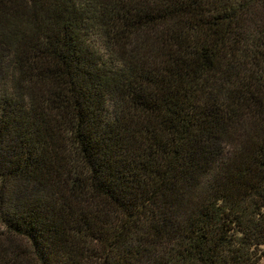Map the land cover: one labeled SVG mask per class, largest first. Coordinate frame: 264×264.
<instances>
[{"label":"trees","instance_id":"obj_1","mask_svg":"<svg viewBox=\"0 0 264 264\" xmlns=\"http://www.w3.org/2000/svg\"><path fill=\"white\" fill-rule=\"evenodd\" d=\"M264 0H0V264H257Z\"/></svg>","mask_w":264,"mask_h":264},{"label":"rangeland","instance_id":"obj_2","mask_svg":"<svg viewBox=\"0 0 264 264\" xmlns=\"http://www.w3.org/2000/svg\"><path fill=\"white\" fill-rule=\"evenodd\" d=\"M257 264H264V256L262 257V259Z\"/></svg>","mask_w":264,"mask_h":264}]
</instances>
